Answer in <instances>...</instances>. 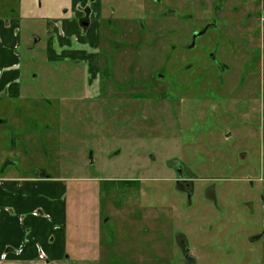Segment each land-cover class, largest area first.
I'll return each mask as SVG.
<instances>
[{"label": "rangeland", "instance_id": "374dc122", "mask_svg": "<svg viewBox=\"0 0 264 264\" xmlns=\"http://www.w3.org/2000/svg\"><path fill=\"white\" fill-rule=\"evenodd\" d=\"M17 4L0 0V15ZM218 7L101 0L90 63L46 65L42 28L23 26L29 97L5 105L0 159L5 176L41 169L67 184L72 233L96 247L76 254L264 262V0Z\"/></svg>", "mask_w": 264, "mask_h": 264}, {"label": "crops", "instance_id": "0c3cea01", "mask_svg": "<svg viewBox=\"0 0 264 264\" xmlns=\"http://www.w3.org/2000/svg\"><path fill=\"white\" fill-rule=\"evenodd\" d=\"M99 3L101 0L98 4L91 0H18L15 15H0L2 131L5 114L9 113L5 105H15L29 97L27 67L33 62L23 58L22 48L29 46L23 26L30 25L32 35L35 29L42 28L46 65L76 60L88 63L96 57L94 49L100 44L99 34L92 32L97 27L92 16L94 11L96 16ZM36 38V43L42 41ZM14 162L12 169H18L21 162ZM4 163L0 159V264H99L95 252L73 251H93L94 245L85 241L90 238L72 233L67 184L41 169H36L33 176H5L8 169L3 168Z\"/></svg>", "mask_w": 264, "mask_h": 264}, {"label": "flooded vegetation", "instance_id": "af4514ba", "mask_svg": "<svg viewBox=\"0 0 264 264\" xmlns=\"http://www.w3.org/2000/svg\"><path fill=\"white\" fill-rule=\"evenodd\" d=\"M218 1V3L220 4V7H218L217 9H220L221 8V6L224 4V2L226 1V0H217ZM218 11V10H217ZM216 14H217V12H216ZM100 41V40H99ZM10 162V161H9ZM180 172V171H179ZM179 172H178V174H179ZM183 178V174H182V177H181V180L180 181H182V183L181 184H179V186L181 187V188H183V189H186V188H190V185L188 184V182L186 181V180H184V179H182ZM264 239V234L263 235H261V236H258V237H255V241H260V240H263ZM264 257V256H263ZM259 259L261 260V261H264V258H260L259 257ZM260 263V262H259ZM261 264H264V262H262Z\"/></svg>", "mask_w": 264, "mask_h": 264}, {"label": "water", "instance_id": "95a60500", "mask_svg": "<svg viewBox=\"0 0 264 264\" xmlns=\"http://www.w3.org/2000/svg\"><path fill=\"white\" fill-rule=\"evenodd\" d=\"M36 41H39V39H38V38H36ZM179 176H180V177H182V172H181V171L179 172ZM191 254H192V253H191V251H189V252H188V256H187V257H190V256H191Z\"/></svg>", "mask_w": 264, "mask_h": 264}]
</instances>
